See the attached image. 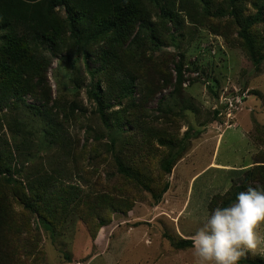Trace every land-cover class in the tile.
Segmentation results:
<instances>
[{"label":"rangeland","instance_id":"rangeland-1","mask_svg":"<svg viewBox=\"0 0 264 264\" xmlns=\"http://www.w3.org/2000/svg\"><path fill=\"white\" fill-rule=\"evenodd\" d=\"M140 1L145 28L130 42L67 28L42 50L48 103L0 108L15 264H195L168 239L192 241L211 200L264 165V0ZM247 19L252 55L238 36ZM43 191L46 207L24 209ZM244 256L264 264V250Z\"/></svg>","mask_w":264,"mask_h":264},{"label":"trees","instance_id":"trees-1","mask_svg":"<svg viewBox=\"0 0 264 264\" xmlns=\"http://www.w3.org/2000/svg\"><path fill=\"white\" fill-rule=\"evenodd\" d=\"M56 9L64 10L67 16L65 20L57 15ZM146 16L147 12L140 0H0V108L13 99L16 103L14 108L18 109L25 97H32L43 104L48 103L50 91L46 74L49 62L42 56V50L61 48L67 28L74 29L76 24L88 23L94 34L107 36L110 41L125 45L131 41L139 24L141 28H145L141 23L146 20ZM163 16L172 15L169 13ZM257 16H262V12L258 10L256 19ZM234 17L241 20L239 15ZM243 23L244 25L240 24L238 36L245 50L252 55L254 44L250 35L253 19H247ZM263 59L260 56V62ZM128 87L131 88L132 84ZM27 109L34 115L48 112L45 108L41 110L36 106H28ZM3 167L0 166V174ZM169 167L170 163L164 169L168 172ZM6 172L9 170L6 169ZM237 184L238 187L226 195L215 196L210 202V210L228 205L240 191L250 186L264 187V165L245 172L243 179ZM166 189L167 186L162 193ZM45 194V191L37 193L34 201H25L24 209L32 212L36 208L46 207L48 203L45 202ZM152 195L155 201L161 196ZM3 202L4 200H0V264H15L16 248L10 239L12 235L9 219ZM168 240L177 250L192 248V241ZM238 264L263 263L258 259L242 256Z\"/></svg>","mask_w":264,"mask_h":264},{"label":"clouds","instance_id":"clouds-1","mask_svg":"<svg viewBox=\"0 0 264 264\" xmlns=\"http://www.w3.org/2000/svg\"><path fill=\"white\" fill-rule=\"evenodd\" d=\"M264 187L240 191L226 206L206 211L192 236L195 264H238L246 251L264 250Z\"/></svg>","mask_w":264,"mask_h":264}]
</instances>
